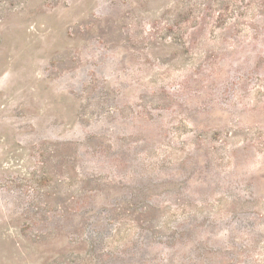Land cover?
Listing matches in <instances>:
<instances>
[{"label":"rangeland","instance_id":"1","mask_svg":"<svg viewBox=\"0 0 264 264\" xmlns=\"http://www.w3.org/2000/svg\"><path fill=\"white\" fill-rule=\"evenodd\" d=\"M0 264H264V0H0Z\"/></svg>","mask_w":264,"mask_h":264}]
</instances>
